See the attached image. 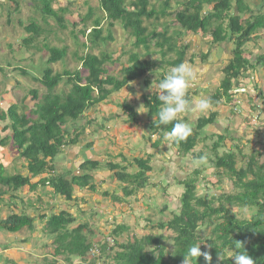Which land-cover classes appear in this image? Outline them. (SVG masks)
Returning a JSON list of instances; mask_svg holds the SVG:
<instances>
[{
    "label": "rangeland",
    "instance_id": "374dc122",
    "mask_svg": "<svg viewBox=\"0 0 264 264\" xmlns=\"http://www.w3.org/2000/svg\"><path fill=\"white\" fill-rule=\"evenodd\" d=\"M133 1L135 0H126V3ZM150 1L149 8L154 7L157 11L165 2ZM169 1L170 8L165 16L160 15L158 19L144 18V25L149 31H162L165 24L168 25L169 32L182 29L174 15L181 10L185 0ZM258 2L263 3L264 0ZM44 4V0H0V113L11 105H16L20 113L28 114L34 110L35 104L47 93V88L40 81L46 67H50L53 74L78 70L85 78L88 71L82 66L81 57L89 53L100 57L107 55L110 59L104 68L108 75L118 79L122 78L123 67L128 65L132 53L161 64V55L157 53L160 48L150 42L148 54L144 46L137 47L131 29L126 30L119 20L110 21L106 18V13L100 8V0H51L53 10L64 18V26H60L54 16L43 13ZM233 4L235 6L236 2ZM96 19L101 20L102 36L106 40L101 38L92 43L88 35ZM33 22L41 28L38 36L26 29ZM258 32L262 34L260 40H264V29ZM198 35L202 37L201 46H206L207 41L204 40L208 36H205L210 34ZM199 36L185 32L183 40H180V44H190L185 63L199 73L201 78L197 81L204 85H195L196 88L190 83L189 95L191 98H210L225 77L223 68L227 62L219 59L221 55L218 52L222 50L218 48L220 43L212 46L213 50L216 48V63L206 65L210 56L206 59L204 55L198 56L194 47V44L200 42L196 40ZM31 37L29 43L25 41ZM229 44L232 41L227 40L221 46L234 49V42ZM48 47L65 48L64 58L48 64ZM174 56L171 53L167 58ZM250 58L252 59V55ZM171 68L165 64L158 65L146 77L133 81L91 106L75 125L80 134L78 143L64 145L56 158L49 162L55 169L53 174L70 178L77 173L84 161H99L101 165L92 170V183L96 185V190L75 185L74 199L68 201L63 196L54 194L49 185H26L14 191L0 182V221L12 213L29 214L34 218L32 229L25 227L17 233L8 232L0 225V264H115L114 256L120 250L121 243L147 235H162L166 251L171 253L175 233L168 227L161 228L160 224L167 223L179 214L181 196L185 190L182 182L186 178L196 177L197 194L218 206L219 201L214 196L237 190L230 174L225 169L216 168L218 156L228 151L234 152L237 168L245 167L252 157H255L258 164H264V77H261L264 65L244 74L241 83L237 82L229 92L231 99L221 101L223 105L220 104V109L226 112V117L222 118L223 121L218 118L219 125L205 129L210 133L220 131V135L225 136L223 141H219V145L216 144L217 149L214 144L219 135L210 134L208 139L199 141L188 154L180 153L171 145L170 140L166 141L164 138L162 141L157 133L142 130L145 119L150 118L144 107L143 97L158 92L159 79ZM144 78L150 80L149 84L145 83ZM67 79L68 76L64 75L54 89L56 102L61 101L60 96L71 90L72 83L67 84ZM34 90L37 91V98L31 93ZM124 103L131 104L138 113L136 122H131L123 110ZM184 120L191 124L190 119ZM10 123L9 119H0V165L5 175L32 176L28 171L27 161L20 156L13 140L10 138L6 145L1 144L2 139L12 136ZM195 124L193 123V128ZM74 136L75 132L71 134V138ZM158 140H161L160 144L157 143ZM201 156L206 157V160L194 168L193 161ZM136 158L149 159L152 170L147 172L148 182L144 188L135 189L132 195L124 197L123 190L130 185L117 180L113 172L106 168V164L120 163L127 172L135 173L139 170ZM71 172L73 173L70 174ZM47 174L48 170L32 177L31 182L38 183ZM113 195L124 199L115 201ZM230 209L236 217L243 220H250L257 214V208L231 206ZM63 210L75 218L69 225L70 229L83 224L88 227L83 232L93 247L83 258L54 254L55 235L47 233L46 222L49 216ZM214 217L197 231L201 246H205L206 239L212 236L216 223ZM118 226H125V231L117 234ZM146 248L152 249L154 246ZM228 256H232V253L229 252Z\"/></svg>",
    "mask_w": 264,
    "mask_h": 264
},
{
    "label": "trees",
    "instance_id": "16d2710c",
    "mask_svg": "<svg viewBox=\"0 0 264 264\" xmlns=\"http://www.w3.org/2000/svg\"><path fill=\"white\" fill-rule=\"evenodd\" d=\"M234 2L238 7L237 12L234 11ZM44 3L43 13L54 16L59 25L64 26V18L53 10L51 0H44ZM126 4V0H100V8L106 13V18L110 21L119 20L126 30L131 29L137 47L144 46L148 54H150V42L160 48L157 53L161 55V64L132 53L128 65L123 67L121 79L107 74L104 68L105 63L110 59L107 55L100 57L89 53L81 57L82 66L88 71L85 78L79 71L53 74L52 69L46 67L40 81L47 88V93L35 104V109L28 114L20 113L16 105H11L6 111L0 113L1 120L9 119L11 121L10 128L12 129V136L2 139L1 144L6 145L11 138L14 146L19 150L20 156L27 161L28 171L32 173V176L5 175L0 165V182L9 189L17 191L26 185L29 187H37L39 184L49 185L54 194L61 195L68 201L74 199L75 185L80 188L96 190V185L92 183L94 179L92 170L101 165L99 161L91 159L84 161L79 166L80 174L71 172L70 178L64 175L56 176L53 174L54 167L49 164L61 152L64 145L78 143L80 134L75 129V125L86 110L100 103L113 92H118L133 81L146 77L158 65L165 64L173 67L182 62L185 63L189 44L183 42L180 44L185 32L188 34L190 32L194 34L209 33L215 44L227 40L235 44L233 59L223 68L225 77L219 88L209 98L213 105H220L223 99H231L229 92L233 90L237 82L241 83L244 73L251 67L250 60L244 56V45L252 39L257 30L264 28V14L262 13L242 18V13L247 11L246 8L243 9V0H185L181 10L174 15L182 29H175L172 32L168 31L167 24L159 32L149 31L148 27L144 25V18L158 19L160 15L165 16L167 9L170 8L169 0H165L159 11L154 7L149 8L150 0H135ZM91 12L92 9H90ZM26 29L28 32L34 33L35 36H38L41 30L40 26L34 22ZM89 33L88 37L92 43L101 38L106 40V37L102 36L100 19L95 20ZM30 39L32 37L25 41L29 43ZM48 51V64L58 62L66 54L65 48L48 47ZM171 53L175 56L167 58ZM207 57L208 55H204V59ZM257 63H264V55L258 58ZM64 75L68 76L66 83H72V87L70 92L60 96L61 101L56 102L54 89L63 80ZM163 77L164 75L159 81ZM82 80L85 82L82 83ZM144 81L148 83L150 80L144 78ZM31 93L34 98H37V91L34 90ZM143 103L147 108L148 116L154 120L150 123L151 131L157 133L163 140L165 135L171 132L175 122L166 126L159 124L157 112L160 101L157 99L156 92L145 95ZM122 108L130 117L131 122L137 121L138 113L131 104L124 103ZM216 116L215 112H211L208 116L199 118L196 124L199 130H193L185 141L170 140L171 145L176 147L180 153H190L202 140L200 134L203 130L201 129L214 123ZM73 132H75V136L71 138ZM224 139L225 136L219 135L214 148L217 149L216 144L219 145ZM157 142L160 144L161 140ZM135 163L139 168L135 173L127 172L120 163L108 162L106 164V168L113 172L117 180L130 185V187L124 188V197L132 195L135 189L144 188L148 182L147 172L152 170L147 158H136ZM215 166L218 169H225L230 174L234 187L237 189L235 192L214 196L219 201V205L214 206L211 200H206L205 197L197 194V178H186L182 182L185 190L181 196L179 214H176L167 223L160 224L161 228L168 227L175 233L173 251L167 253L162 235L134 237L119 245L120 250L114 256L115 264H184L185 257H188V249L199 243L198 229L213 216L216 218V223L212 236L206 239L205 246H201L202 251L210 252L211 264H232V260L229 258L231 256H228V253L231 252L232 256L235 254L237 249L234 243L236 241L244 242V246L253 257L255 264H264V164H258L255 157H252L245 167L237 168L234 152L228 151L217 157ZM47 170V177L35 184L31 182L32 177H37ZM124 197L112 196L118 202L122 201ZM231 206L257 208V214L250 220L239 219L232 213ZM74 221L73 215L64 210L49 216L46 230L47 233L55 235V255H65L67 258L75 255L83 258L92 249V243L88 242L86 234L83 232L85 228H88L87 225L83 224L70 229L69 225ZM0 225L8 232L17 233L25 227L32 229L34 218L29 214L12 213L1 220ZM125 229V226H118L116 233L119 234ZM146 246H154V248L147 249ZM218 252L223 256L224 261H218ZM189 264H206V262L201 256L197 260L189 259Z\"/></svg>",
    "mask_w": 264,
    "mask_h": 264
},
{
    "label": "clouds",
    "instance_id": "9594fccd",
    "mask_svg": "<svg viewBox=\"0 0 264 264\" xmlns=\"http://www.w3.org/2000/svg\"><path fill=\"white\" fill-rule=\"evenodd\" d=\"M194 79L195 73L193 68L182 62L173 66L158 83L157 99L160 101V107L157 112V118L159 124L166 126L175 122L171 132L167 133L164 137L166 141L174 139L176 142H182L192 134V125L181 119V114L194 109L200 112H207L212 108L209 98L190 97V82ZM149 130H151L150 126ZM205 160L206 157L204 156L194 160L193 167L195 168L202 164ZM76 174H80L79 168ZM201 244L202 242L194 244L188 249V257H185L184 264H189V259L197 260L201 256H203L206 264H211L212 256L210 252L201 250ZM234 246L237 251L233 256L229 257L232 260V264H255L253 257L245 248L244 242L236 241ZM217 259L218 261H224L223 256L219 252Z\"/></svg>",
    "mask_w": 264,
    "mask_h": 264
},
{
    "label": "crops",
    "instance_id": "0c3cea01",
    "mask_svg": "<svg viewBox=\"0 0 264 264\" xmlns=\"http://www.w3.org/2000/svg\"><path fill=\"white\" fill-rule=\"evenodd\" d=\"M256 1H257V4H254V2H255L254 0H243V5H244L243 9L246 8L247 11L245 13H242V18L243 17L244 18H249L251 15L255 16V15L260 14V13L264 14V2L262 3V2H258V0H256ZM237 9H238V7L235 6L234 11L237 12ZM263 29H259L258 31L263 30ZM258 31L254 34L255 36L253 35L252 39L244 45V56L248 60H250V65H251L250 68H252V69L248 68V72H251L252 70H254L255 68H257L260 65L262 66V64H258L257 63V60H258V58L260 56L264 55V49L262 48L264 46V40H260V38H261L260 35H262V34L260 32H258ZM198 34H201V33H198ZM198 34H196V37L199 36ZM207 36H208L207 40H204V41H207V45L206 46H203V47L201 46L202 37L200 35L197 39L195 38L197 40V42H199V41L200 42L197 43V44H194V47L196 49V53L198 54V56H201V55L210 56V58L208 59V62L206 64V65L209 66L210 64L214 65L216 63V61H217L216 55L217 54H216V48L213 50V47H212V46L215 45V43L212 42V38L210 37V35H206L205 37H207ZM224 43H225V41L221 42V45H223ZM217 44H220V43H217ZM232 44H233V42H232ZM232 44H229V45H232ZM221 45H220V47H218L216 45L218 48L222 49V50H220V52H218L219 55H221L219 59L222 60L224 63L227 62V64H228L229 61H231L233 59V51L232 50H234V49H232V47H229L230 48V50H229V49H226L225 46H221ZM189 46H190V44H189ZM209 49H211V51ZM248 49H249V52L247 51ZM251 55H252V59L250 58ZM227 64H225V66ZM263 65H264V63H263ZM208 66L205 67V68H208ZM194 73H195V79L193 81H191L190 83L193 84L194 86L195 85L202 86L203 83L201 84V83H199L197 81V80H199L201 78V76L199 75V73L197 71H194ZM262 76L264 77V71L261 73V77ZM242 79L243 78H241V80ZM246 79H248V78H246ZM245 83H247V82H245ZM195 97H199V96H195ZM212 106L213 107L211 108L210 111H208V113L200 112V111L194 109L192 111H189V112L181 114V117H180L183 120L185 118L190 119L191 125H192V128H193V123L197 124V120L199 118L204 117V116H208L211 112H215L217 114L215 122L212 123V124H209L208 126H206L203 129H201L203 131H201L200 137H202V139L204 141L209 138L210 134H211V136H217V135L221 134L220 131H212L210 133V132H207V130H205V129H208V127L214 126L215 124L219 125L218 118H221V121H223L222 118L226 117V112H223V110L220 109L221 105H217V106L212 105ZM249 110H250V107H249ZM145 120L146 121H145V124L143 125L144 127H142V130H149L150 123L153 122L154 120L152 118L148 119V117ZM193 120H196V122H193ZM196 124H195V128H193V130H199V129H197ZM157 137H158V135H157Z\"/></svg>",
    "mask_w": 264,
    "mask_h": 264
}]
</instances>
